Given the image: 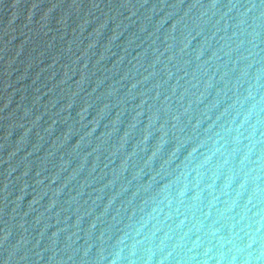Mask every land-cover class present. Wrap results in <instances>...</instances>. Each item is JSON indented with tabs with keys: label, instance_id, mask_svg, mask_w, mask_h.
<instances>
[{
	"label": "water",
	"instance_id": "water-1",
	"mask_svg": "<svg viewBox=\"0 0 264 264\" xmlns=\"http://www.w3.org/2000/svg\"><path fill=\"white\" fill-rule=\"evenodd\" d=\"M0 264H264V0H0Z\"/></svg>",
	"mask_w": 264,
	"mask_h": 264
}]
</instances>
